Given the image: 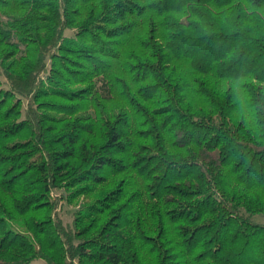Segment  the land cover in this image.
Listing matches in <instances>:
<instances>
[{"label":"trees","instance_id":"obj_1","mask_svg":"<svg viewBox=\"0 0 264 264\" xmlns=\"http://www.w3.org/2000/svg\"><path fill=\"white\" fill-rule=\"evenodd\" d=\"M259 217L264 0H0V264H264Z\"/></svg>","mask_w":264,"mask_h":264},{"label":"rangeland","instance_id":"obj_2","mask_svg":"<svg viewBox=\"0 0 264 264\" xmlns=\"http://www.w3.org/2000/svg\"><path fill=\"white\" fill-rule=\"evenodd\" d=\"M68 35H72V32H68ZM89 110L85 115L91 114ZM120 182V176L111 177L106 183L103 184H91V189H87L83 194L72 195V189H60L52 192V197L57 202V208L55 211L56 216L61 219L63 224L67 227H73L77 212L81 210L83 205L91 203L98 193L102 191L115 189ZM86 186V185H85ZM257 221L264 224V217H259ZM38 263H44L42 261Z\"/></svg>","mask_w":264,"mask_h":264}]
</instances>
